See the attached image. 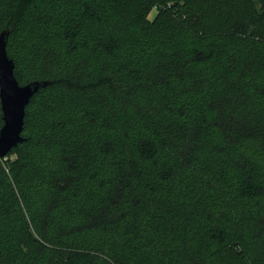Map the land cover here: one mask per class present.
Masks as SVG:
<instances>
[{
    "label": "trees",
    "instance_id": "1",
    "mask_svg": "<svg viewBox=\"0 0 264 264\" xmlns=\"http://www.w3.org/2000/svg\"><path fill=\"white\" fill-rule=\"evenodd\" d=\"M11 30L50 84L0 159V264H264V0H0Z\"/></svg>",
    "mask_w": 264,
    "mask_h": 264
},
{
    "label": "water",
    "instance_id": "2",
    "mask_svg": "<svg viewBox=\"0 0 264 264\" xmlns=\"http://www.w3.org/2000/svg\"><path fill=\"white\" fill-rule=\"evenodd\" d=\"M11 31L0 33V100L3 112V127L0 131V159H4L24 142L26 108L31 99L50 83L36 80L20 85L15 77V63L9 57L7 46Z\"/></svg>",
    "mask_w": 264,
    "mask_h": 264
},
{
    "label": "rangeland",
    "instance_id": "3",
    "mask_svg": "<svg viewBox=\"0 0 264 264\" xmlns=\"http://www.w3.org/2000/svg\"><path fill=\"white\" fill-rule=\"evenodd\" d=\"M156 13H157V11H156V9H154V10L151 12V14H150V18L153 19V18L156 16ZM10 157H11L12 159H14V158H15V155H11Z\"/></svg>",
    "mask_w": 264,
    "mask_h": 264
}]
</instances>
